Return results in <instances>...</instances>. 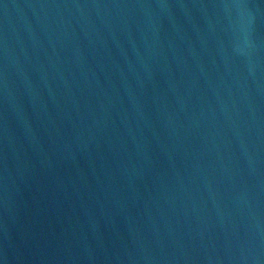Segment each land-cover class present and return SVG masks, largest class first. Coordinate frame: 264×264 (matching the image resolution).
Masks as SVG:
<instances>
[{"label": "water", "instance_id": "1", "mask_svg": "<svg viewBox=\"0 0 264 264\" xmlns=\"http://www.w3.org/2000/svg\"><path fill=\"white\" fill-rule=\"evenodd\" d=\"M0 264H264V0H0Z\"/></svg>", "mask_w": 264, "mask_h": 264}]
</instances>
